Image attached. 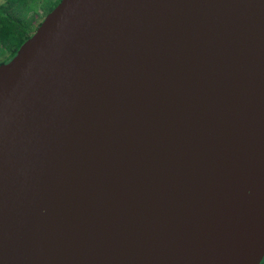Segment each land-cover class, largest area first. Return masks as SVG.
Returning <instances> with one entry per match:
<instances>
[{
  "label": "water",
  "instance_id": "obj_1",
  "mask_svg": "<svg viewBox=\"0 0 264 264\" xmlns=\"http://www.w3.org/2000/svg\"><path fill=\"white\" fill-rule=\"evenodd\" d=\"M264 0H59L0 64V264H259Z\"/></svg>",
  "mask_w": 264,
  "mask_h": 264
},
{
  "label": "trees",
  "instance_id": "obj_2",
  "mask_svg": "<svg viewBox=\"0 0 264 264\" xmlns=\"http://www.w3.org/2000/svg\"><path fill=\"white\" fill-rule=\"evenodd\" d=\"M59 0H6L0 5V49L10 59L23 42L36 30L41 19L36 21L37 10L46 15ZM6 59L7 62L9 59ZM3 62V63H5ZM2 64V63H0Z\"/></svg>",
  "mask_w": 264,
  "mask_h": 264
},
{
  "label": "rangeland",
  "instance_id": "obj_3",
  "mask_svg": "<svg viewBox=\"0 0 264 264\" xmlns=\"http://www.w3.org/2000/svg\"><path fill=\"white\" fill-rule=\"evenodd\" d=\"M5 1L6 0H0V5L3 4ZM41 6L44 7V5H41ZM43 7H42V9L39 8L37 10L36 17H34L36 21H39L40 19L42 20L45 17V15H43V17H42ZM7 58H8V53H6V52H4L3 50L0 49V63L5 62Z\"/></svg>",
  "mask_w": 264,
  "mask_h": 264
},
{
  "label": "flooded vegetation",
  "instance_id": "obj_4",
  "mask_svg": "<svg viewBox=\"0 0 264 264\" xmlns=\"http://www.w3.org/2000/svg\"><path fill=\"white\" fill-rule=\"evenodd\" d=\"M259 264H264V256H263V258L261 259V261H260Z\"/></svg>",
  "mask_w": 264,
  "mask_h": 264
}]
</instances>
